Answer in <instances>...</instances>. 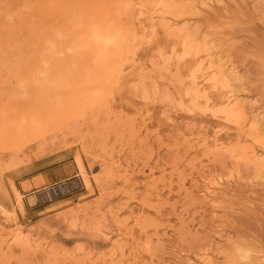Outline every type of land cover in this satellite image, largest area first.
<instances>
[{"label":"rangeland","instance_id":"374dc122","mask_svg":"<svg viewBox=\"0 0 264 264\" xmlns=\"http://www.w3.org/2000/svg\"><path fill=\"white\" fill-rule=\"evenodd\" d=\"M0 264H264V0H0Z\"/></svg>","mask_w":264,"mask_h":264},{"label":"bare ground","instance_id":"6f19581e","mask_svg":"<svg viewBox=\"0 0 264 264\" xmlns=\"http://www.w3.org/2000/svg\"><path fill=\"white\" fill-rule=\"evenodd\" d=\"M191 12V11H190ZM193 15V14H192ZM185 27V26H184ZM198 48H200V47H198ZM193 92V91H192ZM242 252V251H241Z\"/></svg>","mask_w":264,"mask_h":264},{"label":"built area","instance_id":"2783aa9c","mask_svg":"<svg viewBox=\"0 0 264 264\" xmlns=\"http://www.w3.org/2000/svg\"><path fill=\"white\" fill-rule=\"evenodd\" d=\"M63 192V191H62Z\"/></svg>","mask_w":264,"mask_h":264}]
</instances>
